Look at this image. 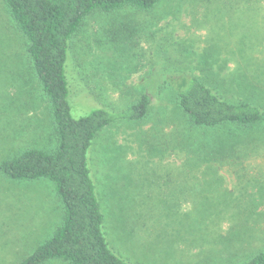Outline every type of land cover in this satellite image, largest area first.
Returning <instances> with one entry per match:
<instances>
[{
  "label": "rangeland",
  "instance_id": "1",
  "mask_svg": "<svg viewBox=\"0 0 264 264\" xmlns=\"http://www.w3.org/2000/svg\"><path fill=\"white\" fill-rule=\"evenodd\" d=\"M15 25L0 0V163L58 145L50 103ZM66 75L72 116L96 109L115 116L93 139L87 160L103 231L119 257L242 264L264 250V0L96 9L72 40ZM189 77L258 105L262 118L245 130L191 125L176 96ZM144 93L145 117L123 118ZM211 150L227 154L205 159ZM64 216L52 180H15L0 170V264L25 260Z\"/></svg>",
  "mask_w": 264,
  "mask_h": 264
},
{
  "label": "trees",
  "instance_id": "2",
  "mask_svg": "<svg viewBox=\"0 0 264 264\" xmlns=\"http://www.w3.org/2000/svg\"><path fill=\"white\" fill-rule=\"evenodd\" d=\"M159 1L5 0L8 13L24 38L26 59L50 103L58 145L53 151L30 148L8 157L0 163V170L15 180H52L65 207L62 225L19 264H42L52 258L69 264H136L119 257L107 241L104 215L87 160L93 139L115 116L105 109L79 118L72 116L66 62L74 36L96 9L113 11L130 6L144 10ZM212 87L217 89L198 77H189L181 87L177 86L178 106L191 125L217 128L231 124L245 130L262 118L258 105L231 100ZM149 105V95L144 93L121 116L143 118ZM213 151L205 159L217 161L227 154ZM242 264H264V250Z\"/></svg>",
  "mask_w": 264,
  "mask_h": 264
}]
</instances>
